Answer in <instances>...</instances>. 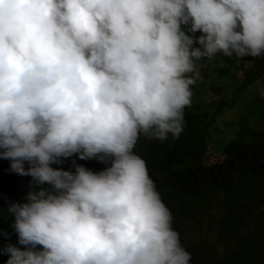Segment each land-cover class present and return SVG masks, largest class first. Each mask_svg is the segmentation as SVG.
Returning a JSON list of instances; mask_svg holds the SVG:
<instances>
[{
    "label": "clouds",
    "instance_id": "clouds-1",
    "mask_svg": "<svg viewBox=\"0 0 264 264\" xmlns=\"http://www.w3.org/2000/svg\"><path fill=\"white\" fill-rule=\"evenodd\" d=\"M218 53L264 55V0H0V160L32 181L6 264H190L134 149L180 137Z\"/></svg>",
    "mask_w": 264,
    "mask_h": 264
},
{
    "label": "trees",
    "instance_id": "trees-1",
    "mask_svg": "<svg viewBox=\"0 0 264 264\" xmlns=\"http://www.w3.org/2000/svg\"><path fill=\"white\" fill-rule=\"evenodd\" d=\"M205 60L198 62L201 79L192 86L180 137L162 142L141 135L134 152L176 220L190 264H264V55L218 53L212 70ZM212 138L219 150H211ZM73 162L99 171L96 160L76 156L52 167L74 171ZM31 182L0 160V231L8 233L0 247H21L8 207L26 202ZM7 259L0 255V264Z\"/></svg>",
    "mask_w": 264,
    "mask_h": 264
},
{
    "label": "rangeland",
    "instance_id": "rangeland-1",
    "mask_svg": "<svg viewBox=\"0 0 264 264\" xmlns=\"http://www.w3.org/2000/svg\"><path fill=\"white\" fill-rule=\"evenodd\" d=\"M206 62V61H205ZM208 62V64H209V62H210V64H209V68L212 70L215 66L213 65V63H212V60H209V61H207ZM207 64V63H206ZM260 88V87H259ZM259 91L262 93V94H264V90L263 89H259ZM214 150V149H218L219 150V145L217 144V142L215 141V139L214 138H212V143H211V150ZM217 161H220V159H219V157L217 156V159H216ZM194 240H201L200 238H198V237H195V239Z\"/></svg>",
    "mask_w": 264,
    "mask_h": 264
}]
</instances>
